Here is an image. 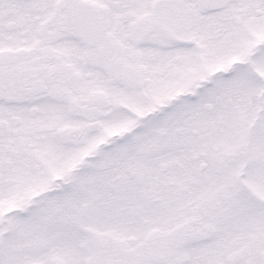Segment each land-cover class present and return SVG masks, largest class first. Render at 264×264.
Here are the masks:
<instances>
[{
	"label": "snow or ice",
	"instance_id": "6c2138e0",
	"mask_svg": "<svg viewBox=\"0 0 264 264\" xmlns=\"http://www.w3.org/2000/svg\"><path fill=\"white\" fill-rule=\"evenodd\" d=\"M0 264H264V0H0Z\"/></svg>",
	"mask_w": 264,
	"mask_h": 264
}]
</instances>
